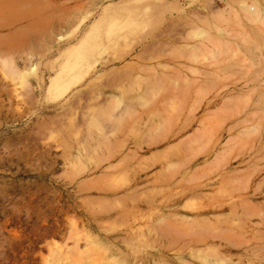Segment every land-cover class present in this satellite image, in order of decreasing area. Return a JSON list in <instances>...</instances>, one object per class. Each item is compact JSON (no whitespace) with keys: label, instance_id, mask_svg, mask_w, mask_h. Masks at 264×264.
Returning <instances> with one entry per match:
<instances>
[{"label":"rangeland","instance_id":"rangeland-1","mask_svg":"<svg viewBox=\"0 0 264 264\" xmlns=\"http://www.w3.org/2000/svg\"><path fill=\"white\" fill-rule=\"evenodd\" d=\"M0 264H264V0H0Z\"/></svg>","mask_w":264,"mask_h":264},{"label":"bare ground","instance_id":"bare-ground-1","mask_svg":"<svg viewBox=\"0 0 264 264\" xmlns=\"http://www.w3.org/2000/svg\"><path fill=\"white\" fill-rule=\"evenodd\" d=\"M67 81H68V80H67ZM56 83H57V79L53 77V78L51 79V84L54 85V84H56ZM61 84H62V83H61ZM61 84H60V86H61Z\"/></svg>","mask_w":264,"mask_h":264}]
</instances>
